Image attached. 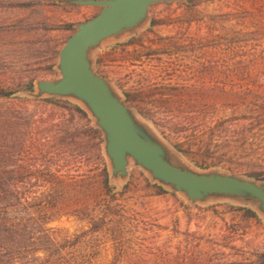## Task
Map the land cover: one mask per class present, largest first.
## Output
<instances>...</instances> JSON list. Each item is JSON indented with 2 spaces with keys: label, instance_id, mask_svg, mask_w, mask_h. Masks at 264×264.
<instances>
[{
  "label": "rangeland",
  "instance_id": "rangeland-1",
  "mask_svg": "<svg viewBox=\"0 0 264 264\" xmlns=\"http://www.w3.org/2000/svg\"><path fill=\"white\" fill-rule=\"evenodd\" d=\"M56 1L0 0V88L56 76L45 65L72 24L100 9ZM150 14L147 29L98 52L97 71L195 164L264 178V36L255 33L264 0L157 2ZM70 110L0 100V188L15 210V264H256L257 216L229 204L184 207L137 168L122 191L105 190L99 146L78 152L58 139L62 122L84 121Z\"/></svg>",
  "mask_w": 264,
  "mask_h": 264
},
{
  "label": "water",
  "instance_id": "water-1",
  "mask_svg": "<svg viewBox=\"0 0 264 264\" xmlns=\"http://www.w3.org/2000/svg\"><path fill=\"white\" fill-rule=\"evenodd\" d=\"M188 0H59L60 5L99 7L92 17L72 24L73 32L59 47L52 78H34L32 88L15 95L54 99L81 109L99 132L100 154L107 183L120 192L132 168L150 184L175 194L190 207L229 204L251 210L264 224V178L236 173L222 166L201 167L169 142L156 125L134 106L125 93L96 68L99 51L127 41L151 24L150 6Z\"/></svg>",
  "mask_w": 264,
  "mask_h": 264
},
{
  "label": "trees",
  "instance_id": "trees-1",
  "mask_svg": "<svg viewBox=\"0 0 264 264\" xmlns=\"http://www.w3.org/2000/svg\"><path fill=\"white\" fill-rule=\"evenodd\" d=\"M191 0H189L190 5ZM68 28H71V25H67ZM261 31H264V22L262 21V27L255 30V33H257L258 38L264 36V32L261 33ZM53 62H50L45 65L44 71L47 73L54 72L52 69ZM35 77H32L28 80L25 87L23 88H32V81ZM194 90V89H193ZM12 100H18V101H41L46 102L50 104L65 106L68 109H71L72 111H75L78 113L80 119L84 120L83 122L73 127V125L69 124L67 121L62 122L60 125V128H58L57 136L58 139L61 140V143L65 146H75V148L78 150V152H83L87 148V146H92L97 148L100 143V136L99 132L92 128L89 124V119L85 115V113L79 109L76 105L62 100H54V99H40V100H32V99H26L23 97H18L15 95V91H6L3 88H0V100H6L10 101ZM70 110V111H71ZM178 149L181 150L180 147L176 146ZM191 148L189 145V152ZM183 153L184 151L181 150ZM209 155H205L203 157H208ZM204 159V158H203ZM104 164L103 173L102 175L98 176V180L101 182L102 186L107 190L108 192L112 190V187L108 185L107 183V174L105 169V162H102ZM196 163V162H195ZM201 167H207L203 165H199ZM258 179H263L260 176H253ZM160 192L167 193L162 188L156 186ZM125 188V186H124ZM5 192L8 193L7 196L4 195ZM173 194V193H172ZM175 195V194H173ZM11 196V190L10 189H1L0 188V253L3 254L4 257H7L4 259L0 255V264H15L16 260L14 257H12L13 249L15 248V233H16V227L14 222V216H15V210L13 207V203L9 201V197ZM184 207H187V205H184ZM233 207V206H232ZM234 208V207H233ZM236 209L244 210L249 216L256 217V215L249 209L246 208H240L235 207ZM15 250V249H14ZM256 264H264V252L259 253L257 255Z\"/></svg>",
  "mask_w": 264,
  "mask_h": 264
}]
</instances>
